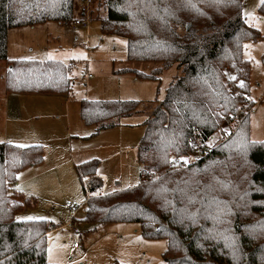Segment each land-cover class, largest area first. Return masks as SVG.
Wrapping results in <instances>:
<instances>
[{
    "label": "trees",
    "instance_id": "1",
    "mask_svg": "<svg viewBox=\"0 0 264 264\" xmlns=\"http://www.w3.org/2000/svg\"><path fill=\"white\" fill-rule=\"evenodd\" d=\"M244 1L105 0V14L99 19L103 32L126 37L127 60L162 64L149 74L133 69L120 72L154 79L176 64L179 75L174 76L163 100L156 102L144 120V132L136 148L137 161L148 172H166L155 180L140 179L132 188L98 195L99 161L92 158L77 164L83 191L90 195L86 199L85 219L138 223L143 237L166 240L163 257L167 264H264V243L244 228L252 222L254 227H259L261 220L264 222V140L250 138L249 114L239 113L240 104L246 101L243 96L249 94L250 65L242 57V45L261 38L242 16ZM77 5H81L82 12L83 0H0V60H6L8 65L4 80L7 91H68L70 79L59 61L7 59V32L48 21L68 23L75 20ZM259 11L264 16V0ZM225 69L241 81L236 85L237 94L225 85ZM209 102L224 104L227 111L221 117L227 115L236 124L234 133L212 148L205 142L219 129V123ZM138 106L137 101L82 100L79 113L85 125H93L131 115ZM194 142L209 151L185 167L169 169L171 159L193 154ZM238 157L251 165L248 187L252 204L247 215L259 220H250L247 215L240 220L239 215L235 216L233 234L237 247L232 253L220 240L223 227L213 217L209 228L205 217L210 206L199 194L206 192L201 187L203 180H218L217 163L232 162ZM41 160L38 144L0 143V264H50L46 260L45 237L50 229L47 221L17 219L16 213L28 204V199L21 191L6 190L20 168ZM225 165L228 174H233V167Z\"/></svg>",
    "mask_w": 264,
    "mask_h": 264
},
{
    "label": "rangeland",
    "instance_id": "2",
    "mask_svg": "<svg viewBox=\"0 0 264 264\" xmlns=\"http://www.w3.org/2000/svg\"><path fill=\"white\" fill-rule=\"evenodd\" d=\"M104 2L90 0L82 12L81 5L75 6L74 19L86 16L89 18L86 25L74 24V20L68 23L48 21L8 31L7 59L59 61L66 67L70 86L65 93L7 91L4 80L8 65L6 60H0V143L38 144L42 149L41 162L20 168L15 181L8 184L6 190L7 193L14 189L21 191L28 199V204L16 213L17 219H44L49 228L52 227L45 237L46 260L50 264H167L163 257L166 240L143 237L138 223H99L85 219L86 195L89 194L84 193L75 170L79 161L92 158L99 161L96 174L101 186L96 190L98 195L132 188L140 179L155 180L166 172L153 171L157 176L152 179L142 176L136 148L144 132V120L156 102L163 100L174 76L179 75L176 64L154 79L120 72L128 68L149 74L162 64L127 60L126 37L101 30L99 19L105 14ZM262 2L245 0L241 11L247 25L261 35L259 40L245 41L242 45V57L250 65L249 94L243 96L246 101L239 107L244 109L243 114H249V134L254 141L264 140V16L259 11ZM224 81L232 87V94H237L236 85L241 81L235 80V74L225 69ZM83 99L137 101L139 106L131 115L85 125L79 116L78 104ZM208 107L219 123V129L205 142L212 148L234 133L236 124L235 120H228L227 115L221 117L227 111L224 104L209 102ZM232 160H222L215 165H219L218 180L214 177L203 180L201 187L206 192L203 190L199 195L210 206L205 217L209 228L215 218L223 227L220 240L233 253L237 247L233 220L236 215L240 220L245 217L252 201L248 187L251 165L240 157ZM226 163L233 167V174H228ZM53 165L59 166L56 176L48 174ZM65 202L72 207L80 206L75 216V231L65 225L68 220L72 221V213ZM246 217L251 220L255 216ZM244 228L264 243L263 220L259 227H254L252 222ZM73 242H77L78 247L74 248Z\"/></svg>",
    "mask_w": 264,
    "mask_h": 264
},
{
    "label": "built area",
    "instance_id": "3",
    "mask_svg": "<svg viewBox=\"0 0 264 264\" xmlns=\"http://www.w3.org/2000/svg\"><path fill=\"white\" fill-rule=\"evenodd\" d=\"M84 3H85V8L88 7V3L90 2V0H83ZM89 21V18L86 17V18H81V19H75L74 20V24H77V25H86ZM244 112V109L240 108V111L239 113L242 115ZM209 151V148L206 149V148H203L202 144L199 143V142H194L193 143V154L191 155H184V156H181L179 158H173L171 159V161L169 162V169L173 170V169H179V168H182V167H185L187 166L188 164L194 162L196 160L197 157H200L202 156L205 152H208ZM141 173H142V176H147L148 175V178L150 177L151 179L152 178H156L157 174L155 172H148L146 167L141 164ZM87 198H89V195H87ZM65 206L71 211L72 213V216H75L79 210V207H72L68 202L65 203ZM65 225H68L70 226L71 230L72 231H75V226H76V223L74 221H68L65 223ZM73 247H78V244L77 242H73Z\"/></svg>",
    "mask_w": 264,
    "mask_h": 264
},
{
    "label": "crops",
    "instance_id": "4",
    "mask_svg": "<svg viewBox=\"0 0 264 264\" xmlns=\"http://www.w3.org/2000/svg\"><path fill=\"white\" fill-rule=\"evenodd\" d=\"M37 25V24H36ZM32 26H34V25H31L30 27H32ZM10 30V29H9ZM8 30V31H9ZM7 34H8V32H7ZM8 40V39H7ZM124 69H128V68H124ZM122 70V69H121ZM83 100H86V99H83ZM89 100H91V99H89ZM82 100H80L79 102H78V104L80 105V102H81ZM79 116H80V113H79ZM81 118V117H80ZM83 122V121H82ZM66 138H68L69 140H71V137L69 136V135H67L66 136ZM55 141L57 140V138H55L54 139ZM54 147H56V145H54ZM87 160H89V159H87ZM84 161H86V160H82V161H79L77 164H79V163H81V162H84ZM50 164V163H49ZM77 164H75V170H76V166H77ZM141 165V164H140ZM59 168V166L58 165H53V167H52V171L51 172H49L48 174L49 175H54V176H56L58 173H57V169ZM86 199H87V195H86ZM65 203H67V202H65ZM79 208H80V206H78ZM79 211V210H78ZM76 216V215H75ZM75 216H72V221H76V218H75ZM68 221H70V220H68ZM67 221V222H68ZM78 224V223H77ZM60 227V226H59ZM52 228V227H51ZM51 228L49 229V231L51 230ZM72 231V230H71ZM75 248V247H74Z\"/></svg>",
    "mask_w": 264,
    "mask_h": 264
},
{
    "label": "snow or ice",
    "instance_id": "5",
    "mask_svg": "<svg viewBox=\"0 0 264 264\" xmlns=\"http://www.w3.org/2000/svg\"><path fill=\"white\" fill-rule=\"evenodd\" d=\"M232 79H234V77H232ZM241 86H243V84H241Z\"/></svg>",
    "mask_w": 264,
    "mask_h": 264
}]
</instances>
